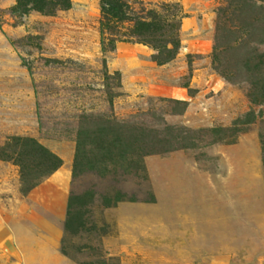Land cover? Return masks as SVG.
<instances>
[{
	"label": "rangeland",
	"instance_id": "obj_1",
	"mask_svg": "<svg viewBox=\"0 0 264 264\" xmlns=\"http://www.w3.org/2000/svg\"><path fill=\"white\" fill-rule=\"evenodd\" d=\"M124 1L0 0V264H264V0Z\"/></svg>",
	"mask_w": 264,
	"mask_h": 264
},
{
	"label": "trees",
	"instance_id": "obj_2",
	"mask_svg": "<svg viewBox=\"0 0 264 264\" xmlns=\"http://www.w3.org/2000/svg\"><path fill=\"white\" fill-rule=\"evenodd\" d=\"M232 1L235 4L233 7H231V9H229V11H231L232 13V18L230 20V23L233 26L234 21H237L239 23L237 27L245 28L242 31H240L238 42L239 43L241 42V44L246 45L248 41H251L250 38H252L250 37V32L248 31L247 28H254L255 26H258V24L253 26L256 22H254L252 25L250 23L253 18L255 17L257 18L260 15L257 7H262V6L260 5L258 6L257 2H255L254 0H232ZM256 1H260V0H256ZM129 9H130V6L128 2H125L124 0H105L104 12L107 17L106 18L107 21L117 20V21L123 22V21L129 20V14H128ZM162 12L163 14L162 13L157 14L155 12L152 13L148 11L146 12V15L136 16L135 17L136 18L135 19L136 28L134 32H132L133 37L140 38L142 42L152 45L153 49L159 52V54L162 53L163 51L168 50L166 48L167 46L164 45L165 43H167V41L165 40V35L167 34V30H166L167 28H165V26L169 21H172V16H173L171 15V8L169 7L163 6ZM226 12L227 11L223 12V14H226ZM104 31H105V28H101V35H104ZM168 44L170 43L168 42ZM163 62H166V60ZM263 63L264 62H260L261 64L260 68L264 66ZM100 148L101 150L103 149L106 153L112 150V146L110 148L108 147L106 148V144H101ZM7 161H10V159H7ZM58 165L59 164L54 166L52 171H56L59 167ZM71 216H72V213L69 214V217ZM66 243L67 241L65 239L63 242L62 251L64 255L68 256V253L65 250Z\"/></svg>",
	"mask_w": 264,
	"mask_h": 264
}]
</instances>
